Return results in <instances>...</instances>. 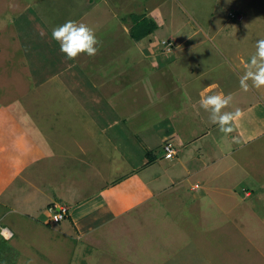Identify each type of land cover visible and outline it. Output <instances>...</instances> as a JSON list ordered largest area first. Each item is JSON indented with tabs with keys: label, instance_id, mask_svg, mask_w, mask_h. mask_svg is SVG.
I'll return each mask as SVG.
<instances>
[{
	"label": "crops",
	"instance_id": "crops-1",
	"mask_svg": "<svg viewBox=\"0 0 264 264\" xmlns=\"http://www.w3.org/2000/svg\"><path fill=\"white\" fill-rule=\"evenodd\" d=\"M35 3L29 9L40 15L42 34L27 25L29 35L17 42L22 58L12 61L37 97L23 101L26 88L18 95L9 91L16 95L10 100L0 89V205L30 218L39 231L52 230L49 205H68V221L58 222L61 235L73 234L86 245L99 237L87 242L85 235L101 229L107 244L125 235L127 260L140 248L130 234L159 212L171 225L183 209L226 219L238 207L237 218L248 211L264 219V86L249 79L245 91L239 83L244 62L264 37V0H72V9L64 10ZM228 16L238 24L229 26ZM68 19L94 30V55L68 58L60 51L52 28ZM202 92L231 95L222 111L241 110L231 132L210 121L199 104ZM57 99L68 112L59 110ZM68 141L73 152L63 150ZM167 142L176 150L169 158ZM57 149L65 153L57 156ZM76 164L91 166L89 175L101 181L91 195L70 187L75 174L68 169ZM53 191L56 200H50ZM232 195L235 203L222 214L224 196ZM4 220L17 227L0 209V224ZM209 224L207 232L218 226ZM14 236L0 235V241Z\"/></svg>",
	"mask_w": 264,
	"mask_h": 264
},
{
	"label": "rangeland",
	"instance_id": "rangeland-1",
	"mask_svg": "<svg viewBox=\"0 0 264 264\" xmlns=\"http://www.w3.org/2000/svg\"><path fill=\"white\" fill-rule=\"evenodd\" d=\"M34 1L39 9L46 2V10L72 9L73 6L72 0H0V89L4 94L7 93L5 96L10 97V100L16 95L11 94L9 96V91L13 90L18 95V89L22 93L26 90L28 92V94L22 96L23 101H32L37 97L30 78L21 75L23 73L18 71L17 63L12 61L14 57L19 55V58H22L23 54L21 52L23 51L17 47V42H20L23 36L27 38L29 35L27 25L35 26L33 32L38 35L42 34V30L38 25L39 22H37L41 20L40 15L29 9ZM204 6L206 14L210 16L212 9L209 3L207 5L203 4ZM99 12L100 10H97L96 14ZM198 12L206 16L204 11L200 10ZM52 14L45 13L47 18H50ZM228 19L229 26L230 24L235 26L238 24L233 17L228 16ZM29 43L31 41L24 44L27 46ZM215 44L218 45V56L224 60L226 52L223 50L221 42L216 41ZM26 46H24L25 49L29 47ZM167 50H171V46L167 47ZM11 61V64H7ZM19 66L23 67L22 61ZM32 93H34L33 96H31ZM57 102L59 110L63 109L68 112L67 107L60 104L58 99ZM41 111L43 112L42 115L49 113L44 109ZM65 132L67 133L66 130ZM70 142L68 141L65 144L64 151H74L75 146L73 142ZM57 150V156L60 153H65L60 152L59 149ZM57 156L52 158L55 159ZM69 162L74 164L77 161L69 160ZM75 166V170L68 169V174H75V176H72L73 181L70 187H79L80 192L86 189L90 193L87 195L96 192L101 187L97 182L101 181L89 175L92 172V167L88 165H85V167L77 166V164ZM52 178L57 179L58 177L52 176ZM63 188L65 187H62L61 190ZM236 190H240V188L233 190V194L239 195L240 193ZM55 195L57 194L53 191L50 200H56ZM48 200L46 199V201ZM235 201L233 195L230 197L224 196L222 200L224 211L222 214L225 213L226 215L230 211L228 207L233 205ZM9 203L14 202L8 201ZM0 206H2L0 207L1 211L4 210L9 217L15 219L18 227L17 230V227L11 226L14 224L6 220L0 224V226H9L15 233L12 240L0 241V264H264V219L249 216V212H246L244 208H242V211H245V214L242 219L237 218L238 207L232 208L226 219L219 215L211 217L210 214L207 215L208 217H204L200 212L196 214V212H190L189 209H183L181 211L182 215L176 217L178 224L172 225L167 222L168 218L163 217L164 215L159 212L157 215L148 218V223L144 228L142 225L130 234L140 248L135 249L137 253L135 251L130 252L132 257L129 256L130 258L127 260L126 250L131 246L127 247L125 235L120 237L118 235L115 240L109 239V244H107V242H104V238L100 239L101 230H103L101 229L93 234L85 235L87 236V242L91 241L89 238L93 235L99 237L95 242L96 244L87 243L86 245V242L79 240L78 236L71 234L66 239L61 235L58 231V228L62 225L61 223L52 222L49 225L52 230L41 229L39 231L30 218L20 217L22 218L20 219L15 213L8 212L10 206ZM214 213L217 212L214 211ZM47 216V212H44V219L49 220ZM212 220L217 221L218 226L216 229L207 232L206 228L211 225L209 222ZM67 221L64 219V223ZM122 229L126 231L124 225ZM120 230L115 234H118ZM157 245L159 248L155 249L153 246ZM95 246L96 248H94ZM104 253H107V255L104 256ZM99 254H101L100 257ZM109 255L110 259L108 258Z\"/></svg>",
	"mask_w": 264,
	"mask_h": 264
},
{
	"label": "clouds",
	"instance_id": "clouds-1",
	"mask_svg": "<svg viewBox=\"0 0 264 264\" xmlns=\"http://www.w3.org/2000/svg\"><path fill=\"white\" fill-rule=\"evenodd\" d=\"M52 37L59 42L60 51L65 53L68 58L76 57L83 52L89 56L97 51V37L92 28L84 23L72 19L52 28ZM246 64V70L239 77L240 87L247 91L251 79L252 85L256 88L264 86V37L256 41V51ZM232 97L218 93H201L199 100L200 107L209 112V119L212 123L219 126L223 133L232 131L231 122L240 116L241 110L235 108L233 111H222L227 106ZM233 139H236L233 137ZM0 235L6 239L13 236V231L7 226L0 227Z\"/></svg>",
	"mask_w": 264,
	"mask_h": 264
},
{
	"label": "built area",
	"instance_id": "built-area-1",
	"mask_svg": "<svg viewBox=\"0 0 264 264\" xmlns=\"http://www.w3.org/2000/svg\"><path fill=\"white\" fill-rule=\"evenodd\" d=\"M165 151V156L168 158L172 157L175 154L176 150L173 142H168L165 144ZM47 211L52 222L62 221L68 216L69 213V209L67 206L59 204L49 205Z\"/></svg>",
	"mask_w": 264,
	"mask_h": 264
}]
</instances>
